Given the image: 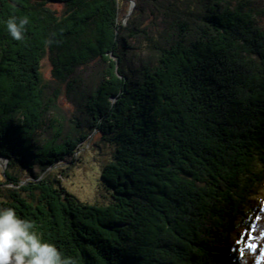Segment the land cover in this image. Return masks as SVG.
Instances as JSON below:
<instances>
[{
    "label": "trees",
    "instance_id": "obj_1",
    "mask_svg": "<svg viewBox=\"0 0 264 264\" xmlns=\"http://www.w3.org/2000/svg\"><path fill=\"white\" fill-rule=\"evenodd\" d=\"M224 2L138 0L140 17L167 16L150 35L136 17L122 21L119 0H0V207L75 264H264V215L254 250L230 251L229 230L264 168V25L249 0ZM9 18L27 21L22 40ZM141 36L153 60L132 67L125 55ZM46 56L60 81L82 65L100 72L67 132ZM49 116L52 138L39 145ZM94 132L113 146L106 205L33 173L74 163Z\"/></svg>",
    "mask_w": 264,
    "mask_h": 264
},
{
    "label": "rangeland",
    "instance_id": "obj_2",
    "mask_svg": "<svg viewBox=\"0 0 264 264\" xmlns=\"http://www.w3.org/2000/svg\"><path fill=\"white\" fill-rule=\"evenodd\" d=\"M239 1L241 0H225L223 4L229 3L230 7L233 8ZM249 1L250 6L256 11L258 23L264 25V0ZM137 4L138 0H119V15L124 23H127L131 17H136V22L140 24L139 27L141 29L144 28L148 34L154 33L158 28L161 29L167 24V16L162 14L163 12L155 11L153 13L152 7H146L143 17H140L137 14L139 11H136ZM50 6L57 10L62 9L60 3H53ZM130 42L132 47L125 55V59L130 66H138L142 61L153 60L150 50L146 47L144 36L131 38ZM99 73V70L94 65H82L77 68L73 76L60 81L53 76L48 57H44L43 78L47 86L53 85L56 88L54 90L58 94L56 102L63 117L62 122L65 132L72 128L74 120L77 118L81 119L84 116L79 98L80 90L85 86L97 83ZM53 124V118L49 116L42 124V127L37 130L36 137L39 145L43 144L45 139L52 138L54 132ZM88 137V141L86 143L83 142L86 145L83 146L82 144V148L79 146L77 159L71 165H67L62 160L55 167L43 171L38 164H35L33 173L38 178H42L52 171V176H57L64 188L80 201L106 205L113 200V197L111 189L107 188L101 177V166L108 161L113 146L102 141L98 133L94 132ZM7 162L6 158L0 156V179L5 173ZM259 170L262 172L261 178L255 182L248 196L246 206L229 228L230 251L232 252L241 253L243 248L254 250L257 247V236L253 232L256 230L255 226L258 219L264 215V168L259 166ZM61 172L63 173L62 175L59 174ZM27 180H24V182H27ZM251 245L256 247L253 249Z\"/></svg>",
    "mask_w": 264,
    "mask_h": 264
},
{
    "label": "clouds",
    "instance_id": "obj_3",
    "mask_svg": "<svg viewBox=\"0 0 264 264\" xmlns=\"http://www.w3.org/2000/svg\"><path fill=\"white\" fill-rule=\"evenodd\" d=\"M27 21L9 18L5 24L11 38L23 39ZM0 264H75L35 230L30 219L12 207H0Z\"/></svg>",
    "mask_w": 264,
    "mask_h": 264
},
{
    "label": "snow or ice",
    "instance_id": "obj_4",
    "mask_svg": "<svg viewBox=\"0 0 264 264\" xmlns=\"http://www.w3.org/2000/svg\"><path fill=\"white\" fill-rule=\"evenodd\" d=\"M251 247L254 249L256 246L255 245H251Z\"/></svg>",
    "mask_w": 264,
    "mask_h": 264
},
{
    "label": "water",
    "instance_id": "obj_5",
    "mask_svg": "<svg viewBox=\"0 0 264 264\" xmlns=\"http://www.w3.org/2000/svg\"><path fill=\"white\" fill-rule=\"evenodd\" d=\"M4 168H5V165H4ZM24 182V181H23Z\"/></svg>",
    "mask_w": 264,
    "mask_h": 264
}]
</instances>
